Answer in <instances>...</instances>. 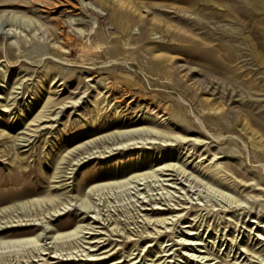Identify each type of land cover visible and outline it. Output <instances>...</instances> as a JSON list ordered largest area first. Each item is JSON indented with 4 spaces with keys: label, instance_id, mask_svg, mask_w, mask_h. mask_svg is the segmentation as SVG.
I'll return each mask as SVG.
<instances>
[{
    "label": "rangeland",
    "instance_id": "1",
    "mask_svg": "<svg viewBox=\"0 0 264 264\" xmlns=\"http://www.w3.org/2000/svg\"><path fill=\"white\" fill-rule=\"evenodd\" d=\"M214 263L264 264V0H0V264Z\"/></svg>",
    "mask_w": 264,
    "mask_h": 264
},
{
    "label": "bare ground",
    "instance_id": "2",
    "mask_svg": "<svg viewBox=\"0 0 264 264\" xmlns=\"http://www.w3.org/2000/svg\"><path fill=\"white\" fill-rule=\"evenodd\" d=\"M77 231H79V230H77L76 229V231H74L73 233H76ZM72 232L71 233H68V234H73ZM189 234H191V233H188V235ZM37 237V236H36ZM29 238H31V237H28V238H22V239H16V240H20V241H24V240H26V239H29ZM38 238V237H37ZM260 238V237H259ZM188 239H191V238H188ZM185 244H191V245H195V244H199V243H197L196 241L193 243V241H192V243H185ZM169 250V249H168ZM194 255V254H193ZM198 257H201V254H199V255H197ZM206 255H203L202 256V258L203 257H205ZM118 262H120V261H118ZM215 264V263H214Z\"/></svg>",
    "mask_w": 264,
    "mask_h": 264
}]
</instances>
